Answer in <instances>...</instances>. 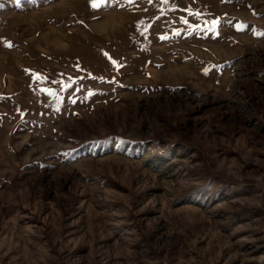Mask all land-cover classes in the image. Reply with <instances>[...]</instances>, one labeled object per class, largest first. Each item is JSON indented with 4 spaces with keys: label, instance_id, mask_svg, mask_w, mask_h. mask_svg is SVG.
Instances as JSON below:
<instances>
[{
    "label": "rangeland",
    "instance_id": "1",
    "mask_svg": "<svg viewBox=\"0 0 264 264\" xmlns=\"http://www.w3.org/2000/svg\"><path fill=\"white\" fill-rule=\"evenodd\" d=\"M0 264H264V0H0Z\"/></svg>",
    "mask_w": 264,
    "mask_h": 264
},
{
    "label": "snow or ice",
    "instance_id": "2",
    "mask_svg": "<svg viewBox=\"0 0 264 264\" xmlns=\"http://www.w3.org/2000/svg\"><path fill=\"white\" fill-rule=\"evenodd\" d=\"M93 6L95 7V6H97L96 4H93Z\"/></svg>",
    "mask_w": 264,
    "mask_h": 264
}]
</instances>
